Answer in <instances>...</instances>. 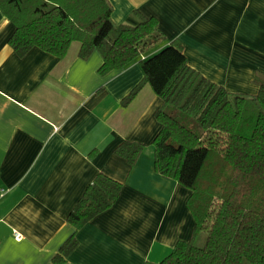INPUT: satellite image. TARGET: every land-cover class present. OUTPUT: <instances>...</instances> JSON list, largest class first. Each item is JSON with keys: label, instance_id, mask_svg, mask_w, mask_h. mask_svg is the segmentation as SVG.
<instances>
[{"label": "crops", "instance_id": "0c3cea01", "mask_svg": "<svg viewBox=\"0 0 264 264\" xmlns=\"http://www.w3.org/2000/svg\"><path fill=\"white\" fill-rule=\"evenodd\" d=\"M115 25L157 21L161 40L144 60L181 44L187 65L231 94L254 96L264 78V0H108ZM15 27L0 9V264H158L192 238L191 191L155 172L152 143L162 101L138 61L99 74L101 54L58 59L38 48L18 57ZM135 142L130 166L114 151ZM98 174L122 185L111 208L75 229L67 217ZM14 233L21 239L17 241ZM200 240L196 234L194 243ZM61 256V255H60Z\"/></svg>", "mask_w": 264, "mask_h": 264}, {"label": "trees", "instance_id": "16d2710c", "mask_svg": "<svg viewBox=\"0 0 264 264\" xmlns=\"http://www.w3.org/2000/svg\"><path fill=\"white\" fill-rule=\"evenodd\" d=\"M15 31L8 43L18 57L33 48L63 59L72 43L78 57L97 50L101 76L138 61L142 81L123 99L129 105L144 85L161 101L153 140L155 172L191 191L192 238L158 264H264V78L254 96L231 94L187 65L180 43L140 56L161 40L157 21L139 14L136 26L115 25L108 0H0ZM143 146L124 142L115 155L133 166ZM122 185L98 174L68 215L79 229L113 206ZM206 235L196 247V234ZM76 245L69 239L57 264ZM153 264V263H146Z\"/></svg>", "mask_w": 264, "mask_h": 264}, {"label": "rangeland", "instance_id": "374dc122", "mask_svg": "<svg viewBox=\"0 0 264 264\" xmlns=\"http://www.w3.org/2000/svg\"><path fill=\"white\" fill-rule=\"evenodd\" d=\"M205 240H206V235L200 233V240H197V242L195 243L196 247H203L205 244Z\"/></svg>", "mask_w": 264, "mask_h": 264}, {"label": "built area", "instance_id": "2783aa9c", "mask_svg": "<svg viewBox=\"0 0 264 264\" xmlns=\"http://www.w3.org/2000/svg\"><path fill=\"white\" fill-rule=\"evenodd\" d=\"M3 196V192L0 193V197ZM14 238L19 241L21 239V236L18 233H14Z\"/></svg>", "mask_w": 264, "mask_h": 264}]
</instances>
